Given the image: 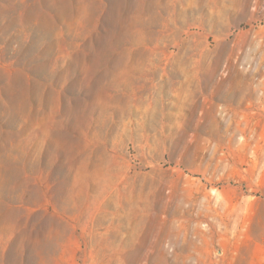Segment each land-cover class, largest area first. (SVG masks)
<instances>
[{
    "label": "rangeland",
    "instance_id": "rangeland-1",
    "mask_svg": "<svg viewBox=\"0 0 264 264\" xmlns=\"http://www.w3.org/2000/svg\"><path fill=\"white\" fill-rule=\"evenodd\" d=\"M262 101L264 0H0V264H264Z\"/></svg>",
    "mask_w": 264,
    "mask_h": 264
},
{
    "label": "crops",
    "instance_id": "crops-1",
    "mask_svg": "<svg viewBox=\"0 0 264 264\" xmlns=\"http://www.w3.org/2000/svg\"><path fill=\"white\" fill-rule=\"evenodd\" d=\"M259 105L260 106H256V107L261 108L262 110H264V102L262 101L261 104H259ZM250 108L251 109L254 108V110L256 109L255 107H253V105ZM247 122L251 123V125L254 126L252 130H255V131L252 134H246L247 135L246 138H247V140L250 139V140H253L255 142H259L260 145L257 144L258 145L257 146L255 144L256 145L255 150H256V152L258 151L257 153H259V154L262 153V155H263L264 154V146L261 144V142L264 141V132H263V130H264V116L261 117V118L257 117V116H250V118H248V120L246 119V123ZM257 124H262L261 128H257V126L255 127V125H257ZM234 205H235V207L238 206L237 202H234ZM230 207H231V205H230ZM232 214L234 215V219L235 220H241L242 221L241 222L242 224L239 223V225H238L239 228H242L244 226V222H246L247 219H248L246 214H245L246 217H244V218H243L244 214H242V213L234 211V213H232Z\"/></svg>",
    "mask_w": 264,
    "mask_h": 264
}]
</instances>
